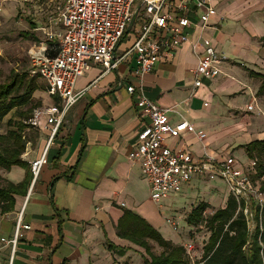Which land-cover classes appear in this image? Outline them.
I'll return each instance as SVG.
<instances>
[{"label":"crops","instance_id":"0c3cea01","mask_svg":"<svg viewBox=\"0 0 264 264\" xmlns=\"http://www.w3.org/2000/svg\"><path fill=\"white\" fill-rule=\"evenodd\" d=\"M213 4L218 15L206 29L201 26V10L192 4L189 43L174 57L159 61L141 83L131 75L134 60L108 73L101 64H92L77 79L75 90L82 96L61 125L36 179L30 168L0 169V175L14 184L21 183L28 172L32 175L26 195L15 196L14 211L0 210V240L13 237L23 208L24 223L31 227L23 232L14 264H143L145 250L119 234L120 226L126 224H120L126 212L165 239L161 204L152 200L141 164L129 159L149 122L136 108L138 93L171 109V125L186 120L206 134L203 141L189 133L167 136L166 144L172 149L195 156H234L244 163L246 146L264 140L257 133L255 115L248 111L264 93L260 92L264 82V0H213ZM203 39H210L228 59L219 64L223 75L204 80L195 89L193 70L204 56ZM134 40L124 45L123 39L117 53L122 54ZM132 84L138 86L135 93ZM35 129L36 138L29 140L23 154L29 165L43 155L50 134L48 128L44 132ZM195 191L202 197L200 204L208 206L203 214L219 204L224 205L217 210L225 208L230 197L220 179L194 180L173 196H195ZM192 206L191 213L195 203ZM135 223L138 225L137 220ZM167 238L179 246L174 237ZM9 255V247L0 250V264H6Z\"/></svg>","mask_w":264,"mask_h":264},{"label":"built area","instance_id":"2783aa9c","mask_svg":"<svg viewBox=\"0 0 264 264\" xmlns=\"http://www.w3.org/2000/svg\"><path fill=\"white\" fill-rule=\"evenodd\" d=\"M6 2L0 0V13ZM192 4L201 10V26L206 29L211 19L218 15L213 0H55L53 22L60 30L54 32L40 28L47 38L29 50L30 76L41 79L47 94L54 100L53 104L37 108L30 120L31 125L38 128L45 117L46 128L50 130L43 155L30 162L35 179L66 116L82 96V92L75 90L77 79L92 64H101L104 73H108L122 63L134 60L131 75L141 83L159 61L174 57L180 47L189 43ZM130 26L135 34L134 43L118 54V46ZM202 42L204 56L198 59L193 70L195 89L202 87L204 80L223 75L219 64L228 59L210 39H203ZM136 88L138 86L132 84L133 93ZM254 104L256 102L248 106L249 112L255 110ZM136 108L149 122L140 132V142L130 152L129 159L141 164L154 202L161 204L171 195L182 192L194 180L220 179L236 201L237 213L244 215L249 233L253 234L258 228L263 231L264 188L255 184L250 176V167L257 166L255 160L245 165L234 156L218 158L207 153L195 156L187 151L172 149L166 144L167 136L177 138L189 133L203 141L206 134L186 120L171 125L168 117L171 109L159 106L143 92L137 94ZM203 215L206 216V213ZM167 221L178 229V222ZM30 228L24 223L23 208L18 213L13 237L0 240V250L10 248L6 264H14L23 232ZM198 254L194 245L185 247L184 255L190 264L204 263L203 260L197 261Z\"/></svg>","mask_w":264,"mask_h":264},{"label":"trees","instance_id":"16d2710c","mask_svg":"<svg viewBox=\"0 0 264 264\" xmlns=\"http://www.w3.org/2000/svg\"><path fill=\"white\" fill-rule=\"evenodd\" d=\"M36 28L37 26L32 24V29ZM30 33L28 32L29 35L26 33L25 36L34 38ZM261 41L264 46V38ZM32 78L27 82V76L16 74L10 81L0 84V126L13 112L18 118L9 120L10 129L5 134H0V169L5 171H10L15 166L27 171L29 168L31 170V166L23 159V154L29 143L25 134L27 129L33 127L28 121L32 119L37 106L33 103V94L38 90L34 79L37 77ZM21 91L23 92L20 93ZM260 92H264V82ZM246 147L249 157H253L254 151H259L264 158V140L253 141ZM255 168L259 169L258 163ZM31 180L32 175L29 172L19 184H14L0 175V210L3 213L14 211L15 196L26 195ZM253 181L256 184L255 180ZM207 207L206 204H199L189 215L188 222L195 223L196 220H200ZM237 210L238 205L230 196L226 207L215 211L209 218L212 234L204 249L203 264H263L261 257L264 252V213L263 231L258 228L250 234L244 215L241 212L237 213ZM129 219H131L130 225ZM136 220L138 225L135 223ZM122 223L126 224L125 227L120 226L119 234L145 250L148 255V258L144 256L145 264H186L187 258L182 247L173 246L155 229L131 213H125L120 224ZM140 223L144 226L139 225ZM149 240L157 241L166 251L159 256L155 255Z\"/></svg>","mask_w":264,"mask_h":264},{"label":"rangeland","instance_id":"374dc122","mask_svg":"<svg viewBox=\"0 0 264 264\" xmlns=\"http://www.w3.org/2000/svg\"><path fill=\"white\" fill-rule=\"evenodd\" d=\"M54 2L55 0H7L5 3L4 9L0 13V84L10 81L16 74L19 76H27V82L33 79L30 76L29 50L34 44L45 41L47 38L40 28H47L54 32L60 30V27L53 22V17L55 16ZM32 24L37 26L36 30L30 33L34 34V38L26 37L25 34L30 32ZM124 40V45L130 44L134 40V31L131 30V32L127 33ZM34 79L35 84L38 86V90L33 94V103L35 106L37 105L34 109L35 111L43 105L53 104L54 101L49 99L50 96L46 92L45 83L39 78ZM22 92L23 91L20 93ZM256 104H254L256 108L252 114L255 115L257 120V133H259V135L261 134V137L264 136V93L260 95ZM11 119H18L14 112L3 120L0 126V134H5L10 129L8 122ZM28 123L31 125L30 120ZM46 124L47 119L43 117L37 130L44 132V130H46ZM25 135L27 140L34 141L36 138V129L34 127L27 129ZM48 135L49 133L47 136ZM239 157H241V155ZM242 159L245 165L248 164L247 159L257 161L259 166L258 170L255 167L251 169L249 165L251 172L250 176L253 177V180H255L257 184L264 188L263 156L260 155L259 151H254L253 157H249L247 153ZM255 171L256 173H254ZM198 194L199 193L195 191V196L181 197L179 195H172L161 203L159 212L166 221L162 228V232L163 230H167V234L163 232L165 239L169 240L167 238L168 236L174 237L178 242L177 244L184 249V252L188 244L194 245L199 253L197 261L201 262V260H203L205 246L209 243L212 234L209 218L217 208H222L224 204L208 208L205 211L208 213L206 217L202 215L200 220H196L194 225L190 226L188 217L193 209L192 204L195 203V207H197L203 202L201 201V195ZM166 219L179 221L180 225L178 229L176 230L173 226L168 224ZM150 244L152 252L157 256L166 251L164 247H161L156 242H150ZM146 257L148 258V255H146ZM261 258L264 264V252H262ZM143 264L145 263L143 262ZM186 264H190L188 260Z\"/></svg>","mask_w":264,"mask_h":264},{"label":"water","instance_id":"95a60500","mask_svg":"<svg viewBox=\"0 0 264 264\" xmlns=\"http://www.w3.org/2000/svg\"><path fill=\"white\" fill-rule=\"evenodd\" d=\"M131 30V26H130V28H129V30H128V32Z\"/></svg>","mask_w":264,"mask_h":264}]
</instances>
